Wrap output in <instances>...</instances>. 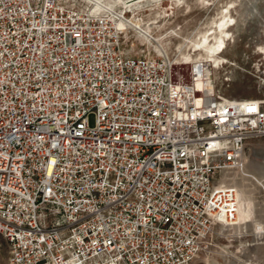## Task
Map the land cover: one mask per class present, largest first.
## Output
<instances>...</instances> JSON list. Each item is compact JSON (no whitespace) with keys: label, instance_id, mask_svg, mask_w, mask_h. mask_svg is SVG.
Here are the masks:
<instances>
[{"label":"built area","instance_id":"2783aa9c","mask_svg":"<svg viewBox=\"0 0 264 264\" xmlns=\"http://www.w3.org/2000/svg\"><path fill=\"white\" fill-rule=\"evenodd\" d=\"M200 79L67 0H0L8 264H191L236 218L231 176L264 138V97Z\"/></svg>","mask_w":264,"mask_h":264},{"label":"rangeland","instance_id":"374dc122","mask_svg":"<svg viewBox=\"0 0 264 264\" xmlns=\"http://www.w3.org/2000/svg\"><path fill=\"white\" fill-rule=\"evenodd\" d=\"M78 1V6L86 9L84 3ZM228 1L208 0L209 5L205 7L191 2L193 9L185 12L175 7L172 1L164 0L162 7L166 9L167 15L159 23H162V27L154 34L153 41L163 50L162 42L156 39V36L160 37L170 56H175L178 45L189 43L199 32L208 28L217 18L218 9ZM154 16H157L154 11L145 14L146 19ZM234 16L236 24L231 28L234 39L228 42L223 54L227 61L219 68H211L214 80L226 98H262L264 89H260V85L264 84V0H237ZM111 20L120 24L117 19ZM135 39L132 36L126 42L122 38L125 51L156 56L153 47H144ZM208 88H213L212 80ZM90 119L94 123V115ZM245 157V169L236 180L240 190L236 220L218 224L208 237L204 249L191 264H264V184L257 179L260 175L251 169L252 162L264 159V138L250 140ZM8 262L9 250L3 242L0 245V264Z\"/></svg>","mask_w":264,"mask_h":264},{"label":"bare ground","instance_id":"6f19581e","mask_svg":"<svg viewBox=\"0 0 264 264\" xmlns=\"http://www.w3.org/2000/svg\"><path fill=\"white\" fill-rule=\"evenodd\" d=\"M69 3L79 8L82 13L92 16H106L108 19H117L119 25L115 22L117 29L122 38L126 42L134 36L135 41L149 49L153 47L156 56L169 57L177 63L190 64L200 73L201 79L198 80L199 86H209L213 72L211 68H219L220 65L227 61L223 55L228 47V42L234 39V34L231 28L236 24L234 12L237 6V0H229L226 5L220 7L217 12V18L212 21V24L199 34L189 43L180 44L176 49V55L170 56L166 44L156 36V39L162 42L163 50L153 41L155 33L159 32L162 22L167 15V11L163 10L164 0H81L86 9L78 6V0H67ZM177 8H181L185 12H190L193 9L191 2H195L196 6L205 7L209 5L208 0H170ZM83 5V4H82ZM195 6V5H194ZM176 8V9H177ZM163 10V11H160ZM154 11L157 16L146 19L147 12ZM164 24V23H163ZM123 45V41H122ZM263 49V46H262ZM125 50V49H124ZM262 51V50H261ZM128 52H131L128 50ZM263 53V52H262ZM208 65V71H204L202 66ZM258 160V159H257ZM252 170L257 173L258 181L264 184V159L251 163ZM242 173V172H241ZM240 171L232 174V180L237 187V178L242 174ZM239 180V179H238ZM238 188V187H237ZM240 190L238 188V210L240 205ZM236 218L233 220L235 221ZM226 223L224 218H221L219 224ZM230 223V222H229Z\"/></svg>","mask_w":264,"mask_h":264}]
</instances>
